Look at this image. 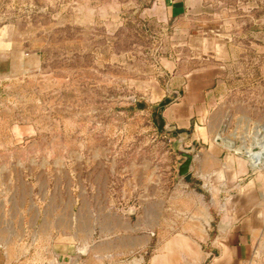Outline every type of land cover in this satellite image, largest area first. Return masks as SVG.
<instances>
[{"label": "rangeland", "instance_id": "374dc122", "mask_svg": "<svg viewBox=\"0 0 264 264\" xmlns=\"http://www.w3.org/2000/svg\"><path fill=\"white\" fill-rule=\"evenodd\" d=\"M178 1L175 19L167 0H0V243L14 264L66 257L112 216L151 209L177 223L208 208L212 235L202 139L161 118L195 71H212L211 138L264 174V0ZM180 137L194 157L176 179Z\"/></svg>", "mask_w": 264, "mask_h": 264}, {"label": "crops", "instance_id": "0c3cea01", "mask_svg": "<svg viewBox=\"0 0 264 264\" xmlns=\"http://www.w3.org/2000/svg\"><path fill=\"white\" fill-rule=\"evenodd\" d=\"M167 13L175 19L184 15V3L167 0ZM197 38L205 41L199 48L206 52L204 60L218 62L216 52L209 48L211 37ZM210 73L204 68L191 74L182 98L164 108L161 118L178 129L194 124L202 139L204 156L193 170L200 173V180L210 191V206L218 207L219 220L212 235L208 208L177 223L151 209L134 219L112 216L97 231L103 238L91 240L96 230L92 236L89 230L86 245L72 247L66 257L54 249L50 259L24 256L23 264H264V174L254 171L240 152L225 153L211 138L214 128L203 123L209 105L206 97L212 87ZM16 254L9 245L0 243V264L16 263Z\"/></svg>", "mask_w": 264, "mask_h": 264}, {"label": "water", "instance_id": "95a60500", "mask_svg": "<svg viewBox=\"0 0 264 264\" xmlns=\"http://www.w3.org/2000/svg\"><path fill=\"white\" fill-rule=\"evenodd\" d=\"M184 137H180L178 140V146L175 152L183 159L181 163L176 166L175 178L179 179L186 176L191 170V164L194 157V149L185 150L183 148Z\"/></svg>", "mask_w": 264, "mask_h": 264}, {"label": "trees", "instance_id": "16d2710c", "mask_svg": "<svg viewBox=\"0 0 264 264\" xmlns=\"http://www.w3.org/2000/svg\"><path fill=\"white\" fill-rule=\"evenodd\" d=\"M168 104V102L166 100L160 102L157 106L156 109H163L166 105Z\"/></svg>", "mask_w": 264, "mask_h": 264}, {"label": "bare ground", "instance_id": "6f19581e", "mask_svg": "<svg viewBox=\"0 0 264 264\" xmlns=\"http://www.w3.org/2000/svg\"><path fill=\"white\" fill-rule=\"evenodd\" d=\"M226 147L231 148L229 143L226 144ZM248 155H249V154H248Z\"/></svg>", "mask_w": 264, "mask_h": 264}]
</instances>
